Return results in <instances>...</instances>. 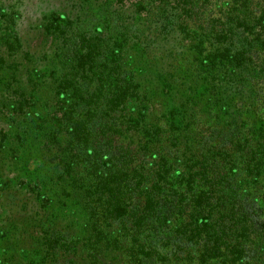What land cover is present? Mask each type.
<instances>
[{
  "label": "trees",
  "instance_id": "trees-1",
  "mask_svg": "<svg viewBox=\"0 0 264 264\" xmlns=\"http://www.w3.org/2000/svg\"><path fill=\"white\" fill-rule=\"evenodd\" d=\"M117 1H103L101 28L84 24L95 19L92 7L46 20L56 66L41 91L9 79L20 100L12 108L48 125L46 149L60 177L80 191L87 218L88 258H69L76 243L61 229L47 242L51 264H110L108 252L122 264H264V125L245 129L236 107L250 94L264 100L253 89L264 67L251 56L264 45V0H149L130 12ZM176 30L233 35L245 47L234 52L226 44V56L207 57L214 70L203 81L207 107L192 104L179 132L180 119L169 113L149 124L128 62L134 43L160 59L164 49L154 41ZM249 51L250 75H240Z\"/></svg>",
  "mask_w": 264,
  "mask_h": 264
},
{
  "label": "rangeland",
  "instance_id": "rangeland-1",
  "mask_svg": "<svg viewBox=\"0 0 264 264\" xmlns=\"http://www.w3.org/2000/svg\"><path fill=\"white\" fill-rule=\"evenodd\" d=\"M103 1L91 0L84 7L85 0H0V264H51L52 254L47 242L61 229L68 231L71 242L76 243L70 245L69 258L78 257L79 261L88 258L85 246L87 218L78 203L80 191L60 177L51 160L52 154L47 151L45 142L48 125L43 123V128L33 125L31 117L28 119L22 110L12 108L18 106L20 100L8 85L15 75L20 84L41 91L46 81H51L47 76L56 66L53 44H49L43 31L46 20L51 16L75 15L92 7L95 19L84 24L101 28L108 23L104 18L107 10L102 6ZM120 1L130 12L135 3L141 2V6L149 0L117 2ZM255 7H252L253 12L251 9L252 16L260 11L259 4ZM216 8L217 5L209 6L212 11ZM250 18L253 17L250 15ZM190 32L183 37L178 30L173 31L161 43L157 38L153 46L156 50L164 49L160 59L150 60L151 54L143 53L147 51L138 43L132 44V50L128 52L132 56L128 62L141 81L137 98L141 107L148 105L149 124L160 121L161 116L169 113V117L176 115V122L180 119L177 132L183 129V117L188 118L190 110L187 109L192 104L199 103L203 109L207 107V88L203 81H208L209 73L214 71L206 68L207 57L226 56L220 54L226 44L231 45L229 51L245 49L233 35L221 33L217 38L213 34L197 37L192 30ZM253 54L258 61L255 64L264 67V45L251 56ZM252 59L249 51L245 57L246 69H240V75L246 71L250 75ZM253 82V89L264 95V78ZM238 99L240 108L236 107L244 128H249L252 123L255 129L262 127L264 100L252 99L251 94L250 99ZM223 112L218 109L219 121L224 120ZM204 113L201 110V114ZM103 258L110 264H122L115 252H108Z\"/></svg>",
  "mask_w": 264,
  "mask_h": 264
}]
</instances>
